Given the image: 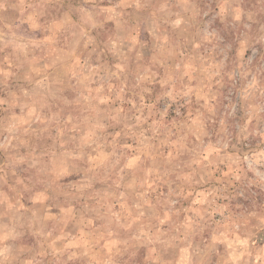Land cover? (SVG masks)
Returning <instances> with one entry per match:
<instances>
[{"label":"rangeland","instance_id":"374dc122","mask_svg":"<svg viewBox=\"0 0 264 264\" xmlns=\"http://www.w3.org/2000/svg\"><path fill=\"white\" fill-rule=\"evenodd\" d=\"M0 264H264V0H0Z\"/></svg>","mask_w":264,"mask_h":264}]
</instances>
